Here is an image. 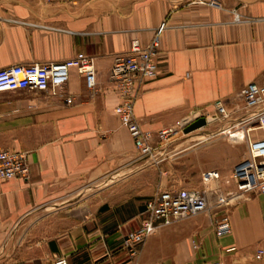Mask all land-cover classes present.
<instances>
[{"label": "crops", "instance_id": "1", "mask_svg": "<svg viewBox=\"0 0 264 264\" xmlns=\"http://www.w3.org/2000/svg\"><path fill=\"white\" fill-rule=\"evenodd\" d=\"M209 1L0 0V68L82 52L94 58L96 72L94 92L71 68L61 97L0 93V148L24 151L28 167L25 178L0 180V241L26 223V233L42 239L36 264L56 256L67 264H207L254 253L264 241V193L228 205L230 230L220 237L198 214L155 229L132 261L118 249L123 234L137 226L144 198L125 186L142 167L113 113V56L131 40L145 46L164 23L157 74L143 82L133 104L134 117L149 134L176 127L216 100L228 105L245 84L264 81V0ZM206 135L190 136L183 142H193L176 151ZM233 165L228 159L198 163L196 171L219 173L208 199L234 189L221 180ZM124 189L131 193L114 194ZM193 236L200 242L196 251ZM254 262L264 264V258Z\"/></svg>", "mask_w": 264, "mask_h": 264}, {"label": "built area", "instance_id": "2", "mask_svg": "<svg viewBox=\"0 0 264 264\" xmlns=\"http://www.w3.org/2000/svg\"><path fill=\"white\" fill-rule=\"evenodd\" d=\"M50 2L52 0H44ZM209 3H213L210 0ZM164 23H160L153 32L151 40L141 46L137 40H131L127 50L113 56L108 71V78L113 84L118 102L113 108L120 125L126 130L137 154L146 157L151 153L148 132L142 130L133 114V104L140 93L145 80L157 74L156 52L158 37ZM94 58L78 52L71 57L59 61L32 62L30 64H12L0 68V93L19 90L37 91L47 96L61 97V89L65 85L69 69L73 68L83 78V85L88 92L96 90V72ZM245 106L249 109L243 116L242 123L253 122L260 137L250 139L246 146L248 158L237 163L231 172L235 185L234 190L218 194L214 206L220 208L217 217L211 220L215 237L225 235L230 230L227 212L221 207L228 203L245 200L251 194L264 193V81L249 82L238 92ZM69 95L64 96L66 104L71 102ZM216 112L225 116V108L221 100L214 102ZM250 128L245 129V132ZM170 129L159 132L161 137ZM28 173L26 153L24 151L0 148V180L13 177L25 178ZM217 170L208 169L200 173L202 185L216 181ZM141 217L135 228L127 230L118 249L127 257L135 256L147 236L158 227L169 226L181 219L201 214L208 210L206 192L198 188L164 189L143 202ZM191 248L197 249L199 242L191 239ZM264 258V241L255 248L254 259ZM52 264H67L63 256H56ZM212 264H219L217 261Z\"/></svg>", "mask_w": 264, "mask_h": 264}, {"label": "rangeland", "instance_id": "3", "mask_svg": "<svg viewBox=\"0 0 264 264\" xmlns=\"http://www.w3.org/2000/svg\"><path fill=\"white\" fill-rule=\"evenodd\" d=\"M222 103L226 112L225 116L216 112L213 106L207 111L191 112L176 127L169 128L170 131L161 137L159 136V132L167 128H162L155 134H149L148 132L151 153L146 157H141L137 154V151L134 148L137 155L138 166L140 165L142 168L138 169L133 174L134 177L130 179L129 183L125 181L127 183L125 186L128 188L131 186V192L137 193L138 196H142L144 200L164 189H204L206 192L208 210L200 215L208 217L210 221L215 219L221 211L220 208L214 206L216 197L220 192L213 194L209 199L207 198V192L216 191V182L213 183V181L211 182L212 184L208 183L202 185L200 182L201 171H196V166L203 161L218 163L221 161H227V159L232 160V164L234 163V165L232 166L229 175L227 178H221V180L224 183L227 181L231 182L235 187L231 178V172L237 163L248 158V150L246 146L247 139L248 137L250 139H257L260 137V133L255 128L253 122L234 127L249 109L245 106L239 95L234 96L228 105L223 101ZM198 117H203L205 119V125L184 133L182 129ZM220 128L223 129L218 131ZM248 128H250V130L245 132V138H243L244 136L239 131L241 129L245 131V129ZM226 130L228 134L222 135ZM197 135H206L201 136L202 139L206 140L193 144L186 150L176 151L179 147L185 148V146L193 142L191 139L188 140L187 143H184V140H187L190 136ZM122 188H124V186ZM90 191L91 190H88L87 192ZM126 192H129V190L127 191L124 189L122 191L114 192V194ZM230 204L231 203H228L222 206L221 209L225 211ZM25 226L26 223H22L20 227H16L10 235L0 241V264H34V262L36 264V261H33V258L43 257L41 237L37 239L39 234L34 231L26 233L25 229L27 230L28 228L27 226L25 228ZM191 239L199 242L195 236L190 238V240ZM199 248L200 245L197 249H191L196 251ZM135 256L127 257V260L132 261ZM254 260V253H245L231 257L228 256L216 261L219 264H256ZM212 262L214 261L208 262L207 264H212ZM52 263L53 262H47L46 264Z\"/></svg>", "mask_w": 264, "mask_h": 264}, {"label": "water", "instance_id": "4", "mask_svg": "<svg viewBox=\"0 0 264 264\" xmlns=\"http://www.w3.org/2000/svg\"><path fill=\"white\" fill-rule=\"evenodd\" d=\"M205 119L203 117H198L195 120L191 121L190 123H188L183 129L182 131L184 133L192 131L194 129H197L199 127H202L205 125Z\"/></svg>", "mask_w": 264, "mask_h": 264}, {"label": "bare ground", "instance_id": "5", "mask_svg": "<svg viewBox=\"0 0 264 264\" xmlns=\"http://www.w3.org/2000/svg\"><path fill=\"white\" fill-rule=\"evenodd\" d=\"M242 122H243V119H241L240 121H238V123L236 125H234V127H237L239 125L245 124V123H242ZM239 132L244 136L243 138H245V131L243 129H241ZM226 134H228L227 133V130L222 133V135H226Z\"/></svg>", "mask_w": 264, "mask_h": 264}]
</instances>
